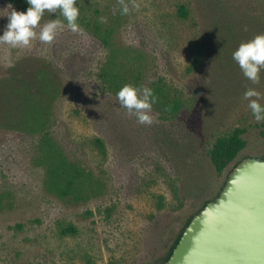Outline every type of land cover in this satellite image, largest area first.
<instances>
[{
	"label": "rangeland",
	"instance_id": "obj_1",
	"mask_svg": "<svg viewBox=\"0 0 264 264\" xmlns=\"http://www.w3.org/2000/svg\"><path fill=\"white\" fill-rule=\"evenodd\" d=\"M126 2L127 15L120 14L119 0H77V6L82 16L113 26L117 45L142 52L146 84L165 80L184 106L174 117H162L153 106L149 125L117 98H96L105 50L84 29L65 26L51 44L36 40L28 49L0 45V77L7 75L9 61L25 56L59 72L64 87L49 130L72 162L105 183L88 201L52 194L44 168L35 163L37 135L0 125V195L8 194L0 203V264H159L186 218L221 190L232 167L218 173L209 162L215 135L244 127L247 145L238 158L264 156V121L253 118L242 98L249 87L264 93V70L253 85L232 59L241 41L264 32V0H135L138 9ZM182 4L188 18L178 13ZM12 8L26 11L0 0V34ZM43 17L40 26L52 20L47 12ZM210 23L219 30L225 24L231 40L214 29L209 41ZM198 51L201 59L188 71ZM99 135L106 158L90 144ZM68 224L78 231L61 233Z\"/></svg>",
	"mask_w": 264,
	"mask_h": 264
},
{
	"label": "trees",
	"instance_id": "obj_2",
	"mask_svg": "<svg viewBox=\"0 0 264 264\" xmlns=\"http://www.w3.org/2000/svg\"><path fill=\"white\" fill-rule=\"evenodd\" d=\"M9 1L21 9L27 10L29 7L26 0ZM178 13L183 18H188L190 15L186 4L179 6ZM47 14L51 19H55L58 15L48 12ZM60 19L63 21V17ZM78 23L84 30L97 36L105 50V58L99 65L97 73L100 92L94 93L96 98L109 97L115 99L117 98V91L125 84L147 86L153 89L154 95L158 98L157 103L153 106L162 111V117H174L181 111L184 106L183 99L177 92L175 94L171 92L165 80L158 79L146 84L144 54L138 50L117 45L113 39L115 32L113 26L104 24L97 19L92 20L87 15L82 16L81 14L78 17ZM206 29L209 41L213 37L214 29L217 36H224L228 40L232 38V32L225 24L221 25L219 30L218 27L214 28V24L210 23ZM200 59V51H198L192 64L188 67V71L195 69ZM63 87L61 75L49 62L32 56L15 59L12 66L8 68L7 75L0 77V125L37 135L35 163L45 170L44 184L49 192L60 198L88 201L104 191V181L94 172L72 162L49 130L53 104L62 94ZM101 93L106 94L100 96ZM245 133L246 128L237 126L229 132L215 135V140L210 145L207 156L218 173H222L232 163L230 173L233 167L244 158L239 159L238 156L247 145ZM260 134L264 137V122L261 125ZM90 144L99 151L103 158L107 157V146L102 136H93L90 139ZM220 191L214 197L206 199L198 209L186 218L159 264H165L170 257L192 217L208 201L218 196ZM5 195H0V203ZM156 196L159 200L157 206L161 208L163 196L160 194ZM77 231L75 225L68 224L62 228L61 233L74 234Z\"/></svg>",
	"mask_w": 264,
	"mask_h": 264
},
{
	"label": "water",
	"instance_id": "obj_3",
	"mask_svg": "<svg viewBox=\"0 0 264 264\" xmlns=\"http://www.w3.org/2000/svg\"><path fill=\"white\" fill-rule=\"evenodd\" d=\"M165 264H264V157L246 156L233 167Z\"/></svg>",
	"mask_w": 264,
	"mask_h": 264
},
{
	"label": "clouds",
	"instance_id": "obj_4",
	"mask_svg": "<svg viewBox=\"0 0 264 264\" xmlns=\"http://www.w3.org/2000/svg\"><path fill=\"white\" fill-rule=\"evenodd\" d=\"M26 3L29 5L26 11L12 8L7 14L8 22L0 34V45H6L9 49H28L36 40L43 44H51L65 26L72 32L83 31L78 23L80 9L77 0H26ZM119 4L120 14L127 15L130 12L129 3L126 0H119ZM131 7L138 9L140 5L132 0ZM46 11L58 15L40 26ZM60 17H63V21ZM64 21L67 22L66 25ZM232 59L247 80L253 85L259 84L261 72L264 70V32L241 41L233 51ZM8 66H12L11 61L8 62ZM116 97L119 104L129 114L135 116L140 124L153 123L155 117L151 114V110L158 98L152 88L125 84L117 91ZM242 98L248 102L247 107L251 110L253 118L257 122L264 121V103H261L264 93L255 87H249L243 92Z\"/></svg>",
	"mask_w": 264,
	"mask_h": 264
}]
</instances>
